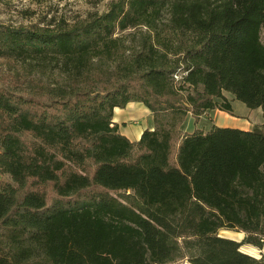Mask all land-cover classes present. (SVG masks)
Wrapping results in <instances>:
<instances>
[{
  "label": "trees",
  "instance_id": "16d2710c",
  "mask_svg": "<svg viewBox=\"0 0 264 264\" xmlns=\"http://www.w3.org/2000/svg\"><path fill=\"white\" fill-rule=\"evenodd\" d=\"M107 5L0 23L25 73L0 81V264H264L241 249L264 245V122L204 123L224 91L264 116V0ZM139 100L132 141L114 108Z\"/></svg>",
  "mask_w": 264,
  "mask_h": 264
},
{
  "label": "rangeland",
  "instance_id": "374dc122",
  "mask_svg": "<svg viewBox=\"0 0 264 264\" xmlns=\"http://www.w3.org/2000/svg\"><path fill=\"white\" fill-rule=\"evenodd\" d=\"M108 2L109 0H0V23L15 26L20 24L27 25L39 20L47 21V19L52 16L56 18L64 17L66 19L79 16L81 18L90 11L105 10L108 6ZM262 38L264 41V33ZM21 67V63L0 58V81L17 83V81L23 79L25 75ZM224 94L226 99L232 102L233 107L238 113L240 111H245L251 116V119L258 122V124L264 122L261 107H249L244 101L236 98L231 92L224 91ZM203 120L201 122H203ZM139 121L143 123L142 120ZM137 125H140V122L137 123ZM0 177L7 178V175L0 174ZM219 233L235 238H238L242 234L241 231L235 228H221L219 229ZM249 245L252 244L244 243L241 249L246 250L250 247ZM255 248L257 249V251H255L256 254H260V256L264 255V245L262 247L255 246ZM187 262L189 261L182 259L178 264H187Z\"/></svg>",
  "mask_w": 264,
  "mask_h": 264
},
{
  "label": "crops",
  "instance_id": "0c3cea01",
  "mask_svg": "<svg viewBox=\"0 0 264 264\" xmlns=\"http://www.w3.org/2000/svg\"><path fill=\"white\" fill-rule=\"evenodd\" d=\"M233 105V104H232ZM233 112H228L222 110L220 108L211 109L204 118H207V121H204L206 126H209L212 123L218 125H229V126H236L244 129H250L255 124H258L255 120L251 119V116L248 115L245 111H238L235 110L233 107ZM250 114V113H249ZM113 121L119 125L120 131L126 135L130 140L136 141L141 137V134L145 128H153L154 127V120H153V113L151 110L140 100L139 101H130L125 106L120 107L116 106L114 108L113 114ZM213 118V120H212ZM142 120L143 123H141ZM140 122V125L137 123ZM262 123V122H261ZM196 124L194 123V119L192 116H189L185 122V129L192 131L195 128ZM241 236L235 238L237 240H241L244 237L245 232L242 230ZM249 244V243H248ZM245 252H248L254 256L259 257L260 254H256L255 245H249Z\"/></svg>",
  "mask_w": 264,
  "mask_h": 264
},
{
  "label": "bare ground",
  "instance_id": "6f19581e",
  "mask_svg": "<svg viewBox=\"0 0 264 264\" xmlns=\"http://www.w3.org/2000/svg\"><path fill=\"white\" fill-rule=\"evenodd\" d=\"M187 264H192L191 262H187Z\"/></svg>",
  "mask_w": 264,
  "mask_h": 264
}]
</instances>
